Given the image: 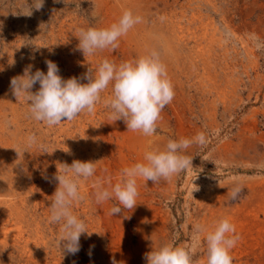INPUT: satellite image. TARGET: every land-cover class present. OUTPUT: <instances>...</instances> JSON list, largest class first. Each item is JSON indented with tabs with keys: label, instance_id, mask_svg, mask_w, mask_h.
I'll return each instance as SVG.
<instances>
[{
	"label": "rangeland",
	"instance_id": "rangeland-1",
	"mask_svg": "<svg viewBox=\"0 0 264 264\" xmlns=\"http://www.w3.org/2000/svg\"><path fill=\"white\" fill-rule=\"evenodd\" d=\"M128 10L142 22L118 48L86 60L79 32L108 27ZM257 43L264 45V0H45L39 10L32 0H0V264H147L146 254L162 244L194 247L193 264H207L206 232L194 225L212 231L222 218L241 237L233 264H264V47ZM152 50L167 66L175 96L151 137L114 121L103 102L94 113L48 127L30 117L27 100L18 101L10 87L29 65L46 73L47 60L64 79L88 83L85 73L104 59L119 64ZM101 95L108 99L111 86ZM201 132L206 145L186 153L193 166L170 181L138 180L134 209L112 215L118 201L96 203L97 178L114 185L146 152ZM33 133L50 154L37 147L24 153ZM75 160L97 164L73 207L93 233L68 254L61 225L49 221L54 176ZM237 181L243 191L233 200L228 192Z\"/></svg>",
	"mask_w": 264,
	"mask_h": 264
},
{
	"label": "clouds",
	"instance_id": "clouds-1",
	"mask_svg": "<svg viewBox=\"0 0 264 264\" xmlns=\"http://www.w3.org/2000/svg\"><path fill=\"white\" fill-rule=\"evenodd\" d=\"M44 2L45 0H32V10H39ZM31 14L32 11L27 15ZM141 22L140 15L128 10L118 22L108 27L81 30L77 35L78 50L82 51L86 60L98 51L115 50L119 47V40ZM256 46L258 49L264 47L260 43ZM46 64V73L40 69L33 73V66H27L22 75L11 79L10 87L18 101L22 98L27 100L30 117L48 127L72 121L83 113H94L97 104L103 102L110 108L114 121L123 119L128 131L151 137L157 131L163 109L175 96L167 66L156 50L119 64L104 59L98 67L91 66L85 73L88 83H81L80 78L75 76L64 79L56 62L47 60ZM0 70H3L2 67ZM37 82L39 90L33 92ZM109 86L112 95L102 100L101 94ZM206 143L207 138L203 132L192 138L170 139L162 150L146 152L143 162L124 168L120 182L114 185L109 182V187H105V181L97 178L93 183L96 203L102 204L111 199L118 201V206L111 209L112 215L119 214L122 210L134 209L139 197L138 180H151L155 184L161 180L170 181L173 176L192 165L193 157L186 154L187 150L193 145L204 146ZM33 147L39 148L42 154H50L47 145L35 133L25 138L24 153ZM20 164L21 162L17 165ZM62 164L63 167H58L54 176L58 181V188L52 196L49 222L61 225L59 241L60 245L63 242V252L76 254L81 249V236H91L93 232H89L86 222L73 212V207L84 199L81 181L95 176L97 164L96 161L81 160H75L71 165ZM242 191L243 184L237 181L228 194L235 200ZM194 230L198 233L206 232L207 264H233L231 252L241 237L228 218H222L212 231H207L200 224L194 225ZM193 254L194 247L162 244L153 247L146 254V260L147 264H193Z\"/></svg>",
	"mask_w": 264,
	"mask_h": 264
},
{
	"label": "bare ground",
	"instance_id": "bare-ground-1",
	"mask_svg": "<svg viewBox=\"0 0 264 264\" xmlns=\"http://www.w3.org/2000/svg\"><path fill=\"white\" fill-rule=\"evenodd\" d=\"M169 22V21H168ZM169 24V23H168ZM209 26V25H208ZM211 27V26H210ZM180 30V29H179ZM217 30V29H216ZM213 34V33H212ZM215 34V33H214ZM208 35V34H207ZM194 40V39H193ZM196 42V41H195ZM216 42V41H215ZM221 42V41H220ZM209 44V43H208ZM198 46H200V45H198ZM202 46V45H201ZM200 46V47H201ZM206 47V46H205ZM197 48V47H196ZM199 48V47H198ZM202 49V48H201ZM201 49H199V50H201ZM208 49V48H207ZM196 50V49H195ZM205 50V49H204ZM211 50H212V48H211ZM211 50H209V51H211ZM213 51V50H212ZM202 54H204V53H202ZM209 54V53H208ZM211 54V53H210ZM218 54V53H217ZM215 55V54H214ZM204 56V55H203ZM213 56V55H212ZM216 56V55H215ZM208 57H210V56H208ZM203 58V57H202ZM205 61V60H204ZM207 61V60H206ZM205 61V62H206ZM195 68V67H194Z\"/></svg>",
	"mask_w": 264,
	"mask_h": 264
}]
</instances>
